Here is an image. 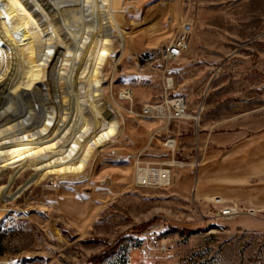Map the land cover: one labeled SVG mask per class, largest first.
I'll return each mask as SVG.
<instances>
[{"label": "rangeland", "instance_id": "rangeland-1", "mask_svg": "<svg viewBox=\"0 0 264 264\" xmlns=\"http://www.w3.org/2000/svg\"><path fill=\"white\" fill-rule=\"evenodd\" d=\"M120 8L127 36L114 41L104 75L121 134L83 174L51 175L0 198V264H264V0ZM181 32V62L161 74V51ZM178 98L188 117L175 119L184 123L172 136L157 130L173 120L140 116ZM12 168L0 169V189ZM140 169H169L171 183L144 172L142 182ZM234 204L241 215L219 217Z\"/></svg>", "mask_w": 264, "mask_h": 264}, {"label": "bare ground", "instance_id": "bare-ground-1", "mask_svg": "<svg viewBox=\"0 0 264 264\" xmlns=\"http://www.w3.org/2000/svg\"><path fill=\"white\" fill-rule=\"evenodd\" d=\"M123 2L0 0V169L14 167L0 189L4 203L51 175L83 174L96 151L121 134L104 70L114 41L127 36ZM176 105L186 103L159 111ZM26 170L34 172L13 191ZM143 172L146 181L164 183L171 174L140 169L142 182Z\"/></svg>", "mask_w": 264, "mask_h": 264}, {"label": "built area", "instance_id": "built-area-1", "mask_svg": "<svg viewBox=\"0 0 264 264\" xmlns=\"http://www.w3.org/2000/svg\"><path fill=\"white\" fill-rule=\"evenodd\" d=\"M186 49H187V34L185 32H181L176 38L173 39V41H171L161 51V57H160L161 64L162 63L164 64L165 72H166V69L169 63L178 60L183 55V53L186 51ZM172 83H173V78L166 79L167 88H171ZM123 98L128 99V97L126 96H124ZM177 100L184 101V99H179V98L175 100H171V101H177ZM171 101H168V102H171ZM160 107L162 106L157 107V106L145 105L143 107V110L140 116L147 117V118L161 117V121L166 120L167 122H171L172 120L181 119L185 117L186 105L183 108H180L179 105L171 106V109L167 112V114H169L168 116L167 114H163L162 112L159 111ZM165 145L168 146L169 148L174 149L176 146L175 140H168L165 143ZM171 179H172L171 174H169V176L166 178V182L164 183L163 181H161V183L164 185H168L171 183ZM216 203L222 204L223 201H221V199H218ZM239 215H241L240 209L235 204L231 206H225L223 209L219 211V217L223 219H234L238 217Z\"/></svg>", "mask_w": 264, "mask_h": 264}, {"label": "crops", "instance_id": "crops-1", "mask_svg": "<svg viewBox=\"0 0 264 264\" xmlns=\"http://www.w3.org/2000/svg\"><path fill=\"white\" fill-rule=\"evenodd\" d=\"M179 60H176V61L172 62V64L167 67L166 71L167 70H172L173 67L176 64H179L181 62ZM161 74H165L164 69L161 70ZM163 81H164V77H163ZM171 123H172V125H163V124H161V129H158L157 132H160L161 131V136L162 135L172 136L171 134L176 133V131H177L176 130V127H179V124H182L184 122H179L177 120H173ZM195 133H196V131H195ZM254 233H256V232H254Z\"/></svg>", "mask_w": 264, "mask_h": 264}, {"label": "water", "instance_id": "water-1", "mask_svg": "<svg viewBox=\"0 0 264 264\" xmlns=\"http://www.w3.org/2000/svg\"><path fill=\"white\" fill-rule=\"evenodd\" d=\"M176 180V179H175Z\"/></svg>", "mask_w": 264, "mask_h": 264}]
</instances>
